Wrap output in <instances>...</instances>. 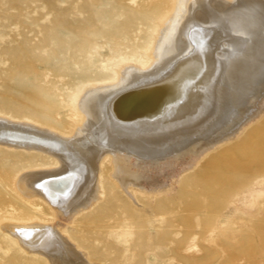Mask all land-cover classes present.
Returning <instances> with one entry per match:
<instances>
[{"label":"bare ground","instance_id":"1","mask_svg":"<svg viewBox=\"0 0 264 264\" xmlns=\"http://www.w3.org/2000/svg\"><path fill=\"white\" fill-rule=\"evenodd\" d=\"M208 1L162 0L148 21L142 52L121 56L109 79L85 86L89 79L85 71L78 76L79 61L73 60L68 74L65 68H45L52 76L42 75L36 88L18 82L25 93L21 102L0 101L13 116L0 115V151L16 163L27 161L15 175L0 169V252L15 255L1 256L0 264H89L80 251L93 254L98 243L108 248L107 238L119 242L120 248H112L117 263L132 264L144 250L143 239L132 245L131 231L156 230L163 206L149 208L147 222L132 218V209L140 207L138 199L162 194L140 191V167L135 163L131 170L133 165L120 162L133 158L139 165L142 159H165L191 145L198 150L223 141L264 98L260 0H245L246 11L224 12ZM20 58L12 57L16 66ZM8 76L10 83L12 73ZM256 126L263 130L246 133L245 140L254 141L257 158H263L264 119ZM119 174L123 182L132 180L131 197L121 189ZM119 198L129 207L110 215ZM59 217L67 226L55 224Z\"/></svg>","mask_w":264,"mask_h":264},{"label":"rangeland","instance_id":"2","mask_svg":"<svg viewBox=\"0 0 264 264\" xmlns=\"http://www.w3.org/2000/svg\"><path fill=\"white\" fill-rule=\"evenodd\" d=\"M236 1L217 0L216 3V0H210L208 6L217 12L234 7V10L244 8L246 11L249 4L245 0ZM161 2L0 0V101L21 102L25 94L19 89L21 84L36 88L38 79L52 76L45 69L48 66L52 70L59 68L60 72L65 68L68 74L73 60L79 61L78 76L85 71L89 79L85 86L100 83L99 79L104 76L111 78L121 56L142 52L141 47L150 34L148 21ZM259 4L257 12L262 15L264 11L260 9L264 10V0ZM252 7L255 5L250 9ZM72 45L79 50L73 52ZM80 50L83 51L80 53ZM15 54L22 57L19 66L12 59ZM11 73L13 77L8 83L6 79ZM8 111L0 104V115L13 117ZM33 111L39 113L37 109ZM247 115L239 129L223 141L207 143L198 150L191 145L169 158L142 159L139 165V161L130 157L129 162H120L118 166L133 165L131 170L140 167V185L137 187L140 191L151 188L162 194L152 201L138 199L140 207L133 206L132 210L136 211L132 218L139 216L146 222L149 221V208L163 206V211L157 217V228L152 233L147 229L140 234L137 229L131 231L132 245L144 240V250L137 254L132 264L136 261L141 264H264V157L257 158L260 154L258 146L254 141L251 144V140H245L246 133L253 134L263 127L256 125L264 119V98L253 103ZM63 121L68 120L64 118ZM250 152L256 158L249 157ZM7 154L0 151L1 174L20 169L24 166L21 164L27 162L16 163L8 156L12 154ZM17 169L12 171L14 175ZM119 176L121 189L131 197L132 180L123 182V174ZM125 207L129 206L122 199H114L110 215H122ZM56 223L59 227L68 224L64 217L57 218ZM106 242L108 248L98 243L93 254L87 249L80 252L84 256L87 254L89 264H103L100 262L102 256L107 259L104 264H122L117 263L112 249L120 248L119 242L110 238ZM147 249H152L154 256ZM8 254L0 252V257L15 256L13 252Z\"/></svg>","mask_w":264,"mask_h":264}]
</instances>
